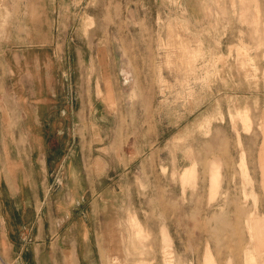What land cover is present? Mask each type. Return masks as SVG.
I'll use <instances>...</instances> for the list:
<instances>
[{
	"label": "rangeland",
	"instance_id": "obj_1",
	"mask_svg": "<svg viewBox=\"0 0 264 264\" xmlns=\"http://www.w3.org/2000/svg\"><path fill=\"white\" fill-rule=\"evenodd\" d=\"M0 162L25 264H264V0H0Z\"/></svg>",
	"mask_w": 264,
	"mask_h": 264
},
{
	"label": "crops",
	"instance_id": "obj_2",
	"mask_svg": "<svg viewBox=\"0 0 264 264\" xmlns=\"http://www.w3.org/2000/svg\"><path fill=\"white\" fill-rule=\"evenodd\" d=\"M1 163V162H0ZM25 168V167H24ZM7 186L8 197L13 201L14 204V213L10 214L8 212L0 213V225L2 226V234L0 240V264H25V261L20 260L23 258L26 253L25 250L30 246V242L32 240L38 241L39 247L42 246L40 240H49V243L52 244L55 248L56 243H59V237H56L54 233L56 224H60L63 222V216H68L69 213H65V208H68L65 203L64 197H59L57 199V208H50L49 204L44 205L43 207V217L49 223L50 226V234L42 232V225L39 223L40 218L37 217L39 214V209L35 207L36 210V222L29 221L25 219V212L27 208L25 207L26 201H28V194L23 191L21 187L18 185L19 179H15L9 175H4L2 179ZM26 176L22 183L27 184ZM18 186H16V184ZM34 199V197H31ZM36 200V199H35ZM45 209V210H44ZM46 222V223H47ZM54 229V231H53ZM50 237V238H49ZM48 245L45 243L44 246ZM61 246V245H60ZM38 250V249H37ZM35 264H40L41 253L40 250L35 251ZM72 256V254H70Z\"/></svg>",
	"mask_w": 264,
	"mask_h": 264
},
{
	"label": "bare ground",
	"instance_id": "obj_3",
	"mask_svg": "<svg viewBox=\"0 0 264 264\" xmlns=\"http://www.w3.org/2000/svg\"><path fill=\"white\" fill-rule=\"evenodd\" d=\"M109 91V90H108ZM110 96H111V91H110V94H109Z\"/></svg>",
	"mask_w": 264,
	"mask_h": 264
}]
</instances>
